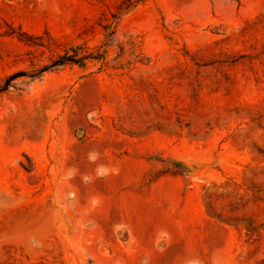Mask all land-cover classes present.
<instances>
[{
    "label": "rangeland",
    "instance_id": "obj_1",
    "mask_svg": "<svg viewBox=\"0 0 264 264\" xmlns=\"http://www.w3.org/2000/svg\"><path fill=\"white\" fill-rule=\"evenodd\" d=\"M14 73L0 264H264V0H0Z\"/></svg>",
    "mask_w": 264,
    "mask_h": 264
},
{
    "label": "trees",
    "instance_id": "obj_2",
    "mask_svg": "<svg viewBox=\"0 0 264 264\" xmlns=\"http://www.w3.org/2000/svg\"><path fill=\"white\" fill-rule=\"evenodd\" d=\"M84 58H86V55H81L78 56L77 54H69L65 52L63 55H59L57 58L53 59L49 65H45L42 67V70H45L50 67H58V66H63L67 63H79L81 62ZM20 73H14L10 76H8L4 82V84L0 87V91L5 90L9 82L15 78L16 76H19Z\"/></svg>",
    "mask_w": 264,
    "mask_h": 264
},
{
    "label": "clouds",
    "instance_id": "obj_3",
    "mask_svg": "<svg viewBox=\"0 0 264 264\" xmlns=\"http://www.w3.org/2000/svg\"><path fill=\"white\" fill-rule=\"evenodd\" d=\"M99 156H100V154L98 152L91 151L88 153L87 159L90 162L95 163L99 159ZM94 171H95V176L97 178H103V177H106L110 174H116L118 170L115 168H110L104 164H98ZM85 179H89V177H85Z\"/></svg>",
    "mask_w": 264,
    "mask_h": 264
}]
</instances>
